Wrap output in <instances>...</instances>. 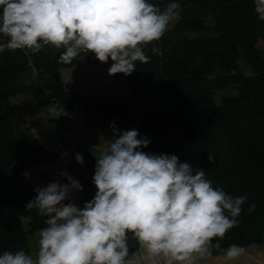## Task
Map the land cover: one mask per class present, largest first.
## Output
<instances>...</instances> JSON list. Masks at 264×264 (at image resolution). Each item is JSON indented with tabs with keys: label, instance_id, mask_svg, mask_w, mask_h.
Wrapping results in <instances>:
<instances>
[{
	"label": "trees",
	"instance_id": "trees-1",
	"mask_svg": "<svg viewBox=\"0 0 264 264\" xmlns=\"http://www.w3.org/2000/svg\"><path fill=\"white\" fill-rule=\"evenodd\" d=\"M161 10L180 4L179 18L162 39L146 49L150 61L137 62L130 76L108 75L89 53L83 61L58 62L60 51L23 50L0 53V252L30 249L29 236L45 227V217L27 211L37 186L23 175L30 169L57 162L59 154L36 144L19 128L11 99L32 96L39 105L51 99L65 109L78 105L88 126L115 122L122 133L135 129L151 141L143 151L175 154L181 162L202 168L214 187L233 197L246 196L237 226L219 242L248 247L264 239V21L259 20L253 0H149ZM215 24L207 35L206 20ZM199 33L196 38L191 33ZM262 44V45H261ZM158 47L154 55L151 47ZM248 67L245 73L240 61ZM82 63L104 66L109 77L126 78L130 95H80L67 91L61 70ZM26 77L31 81L27 82ZM234 88L235 94H216ZM52 123H58L52 119ZM65 122V121H64ZM59 134L62 127L56 124ZM73 126V125H72ZM61 132V133H60ZM69 151V170L83 186L82 206L96 192L93 183L96 159L79 143L64 141ZM80 153L84 163H77ZM209 154L215 157L210 163ZM134 244V242H132ZM135 250V249H134ZM222 254L213 251V255Z\"/></svg>",
	"mask_w": 264,
	"mask_h": 264
},
{
	"label": "clouds",
	"instance_id": "clouds-1",
	"mask_svg": "<svg viewBox=\"0 0 264 264\" xmlns=\"http://www.w3.org/2000/svg\"><path fill=\"white\" fill-rule=\"evenodd\" d=\"M253 3L264 21V0ZM180 7L172 2L161 10L149 0H0V53L51 47L62 49L61 64L91 53L101 64L111 61L108 75L130 76L137 62L149 63L146 49L162 39ZM110 128L113 139L95 154L94 197L78 206L72 195L84 188L67 171L60 176L68 183L35 188L26 209L45 217L35 250H3L0 264H201L213 251L223 253L224 264H240L248 256L237 243L226 249L213 243L237 226L246 196L214 187L202 168L193 171L175 154L143 151L151 141L138 130L121 133L115 122ZM75 159L84 163L80 153ZM208 159L215 162L211 154Z\"/></svg>",
	"mask_w": 264,
	"mask_h": 264
},
{
	"label": "crops",
	"instance_id": "crops-1",
	"mask_svg": "<svg viewBox=\"0 0 264 264\" xmlns=\"http://www.w3.org/2000/svg\"><path fill=\"white\" fill-rule=\"evenodd\" d=\"M61 78L67 91H75L80 95L123 96L131 94L130 85L126 78L115 79L109 77L105 67L101 65L82 63L70 68H63L61 70ZM29 98L33 100H28ZM16 99H20L17 102L20 106V111L14 106ZM11 103L15 108L20 130L36 144L44 146L48 150L58 153L60 156L57 162L31 168V181L37 187H44L46 176L48 178H56L55 181L63 184L68 183L66 178L60 176V173L67 171L71 175L69 170V151L61 142L59 132L54 128L53 123H50L46 107L39 105L29 95L13 97ZM72 111L75 115V122L71 132L75 134L77 143L84 145L95 157V154L106 148L105 140L113 139V131L109 125L100 127L88 126L84 111L78 105ZM33 171H37V176L35 175L34 179L31 177ZM74 195L75 199L77 198L79 202L78 206L83 207L80 202V192H75ZM36 241L37 234L29 236V245L33 251L36 247ZM245 248L248 251V256L240 264H264V239L258 244ZM222 256L223 253L213 255L209 260L201 262V264H224Z\"/></svg>",
	"mask_w": 264,
	"mask_h": 264
},
{
	"label": "rangeland",
	"instance_id": "rangeland-1",
	"mask_svg": "<svg viewBox=\"0 0 264 264\" xmlns=\"http://www.w3.org/2000/svg\"><path fill=\"white\" fill-rule=\"evenodd\" d=\"M178 18H179V13H177V15L174 17V19L172 20V22L170 23V25H169V28L170 27H172L175 23H176V21L178 20ZM206 25H207V31H206V33L205 34H207V35H212V34H214V29H215V24H214V22H213V20L212 19H207L206 20ZM200 34L199 33H195V32H193V33H191L190 34V36L191 37H193V38H196V37H198ZM262 45V44H261ZM240 66H241V68H242V70L245 72V73H249V69H248V67L243 63V61L241 60L240 61ZM26 81L27 82H30L31 81V79L30 78H28V77H26ZM236 93V91L234 90V88H228V89H225V90H223V91H220V92H218L217 94H216V98H217V101H218V103H220V97L221 96H223V95H227V96H230V95H233V94H235ZM28 100H33L32 98H29ZM20 101V99H16L14 102V106L16 107V109L18 110V111H20V106H19V104L17 103V102H19ZM34 102V101H33ZM34 104V103H33ZM48 107L49 106H46V109H48ZM66 108V107H65ZM68 109V108H67ZM47 116H48V113H47ZM48 119H49V121H52V119H50L49 118V116H48ZM74 122L75 121H73L72 119H69V120H66L65 122H58L59 123V125H60V128L62 129V133L61 134H59V137H60V140H61V142L64 144V141L65 140H67V142L68 143H71V144H76L77 143V141L75 140V134H72V125L74 124ZM50 123H52V122H50ZM58 123H53V126H54V128L57 130V131H61V130H59L58 128H57V125L56 124H58ZM69 132V133H68ZM48 168H50V167H48ZM37 171H33L32 172V174H31V177L34 179L35 177V175L37 176V173H36ZM42 179H44V178H42ZM45 186H47V184L48 183H50V182H55V180H56V178H48V177H46L45 176ZM61 184H63V183H61ZM72 199H73V201L77 204V205H79V202H78V200H77V198L75 199V195L73 194L72 195Z\"/></svg>",
	"mask_w": 264,
	"mask_h": 264
},
{
	"label": "built area",
	"instance_id": "built-area-1",
	"mask_svg": "<svg viewBox=\"0 0 264 264\" xmlns=\"http://www.w3.org/2000/svg\"><path fill=\"white\" fill-rule=\"evenodd\" d=\"M47 113L50 119L56 122H64L69 119H73V112L71 109H65L61 106L59 101L56 99H51Z\"/></svg>",
	"mask_w": 264,
	"mask_h": 264
},
{
	"label": "bare ground",
	"instance_id": "bare-ground-1",
	"mask_svg": "<svg viewBox=\"0 0 264 264\" xmlns=\"http://www.w3.org/2000/svg\"><path fill=\"white\" fill-rule=\"evenodd\" d=\"M73 112V111H72ZM73 121L75 120V115H74V112H73V119H72Z\"/></svg>",
	"mask_w": 264,
	"mask_h": 264
}]
</instances>
